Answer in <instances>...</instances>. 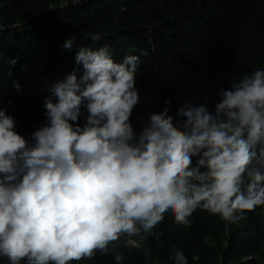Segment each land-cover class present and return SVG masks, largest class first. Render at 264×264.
I'll return each instance as SVG.
<instances>
[{"label": "clouds", "instance_id": "obj_1", "mask_svg": "<svg viewBox=\"0 0 264 264\" xmlns=\"http://www.w3.org/2000/svg\"><path fill=\"white\" fill-rule=\"evenodd\" d=\"M89 36L94 45L102 39ZM76 43L70 37L62 47ZM74 60L50 84L46 123L30 139L0 109V257L69 264L114 251L123 238L147 261L145 240L169 214L187 226L199 208L233 224L264 206V69L220 90L211 110L185 104L174 124L166 101L134 131L140 57L117 62L107 44L82 45ZM122 259L115 254V264ZM174 264H189L183 251Z\"/></svg>", "mask_w": 264, "mask_h": 264}, {"label": "trees", "instance_id": "obj_2", "mask_svg": "<svg viewBox=\"0 0 264 264\" xmlns=\"http://www.w3.org/2000/svg\"><path fill=\"white\" fill-rule=\"evenodd\" d=\"M95 33L102 39L94 45ZM70 37L77 43L64 49ZM105 44L117 62L140 57L134 131L166 101L175 124L185 104L211 110L220 90L264 69V0H0V109L14 117L18 134L30 139L46 123L50 84L72 72L79 47ZM87 114L82 108L77 123ZM189 219L185 226L163 217L145 240L147 261L143 249L123 247L121 238L114 251L69 264H115L117 253L121 264H174L177 250L189 264H264V206L233 224L199 208ZM0 264L10 262L0 257Z\"/></svg>", "mask_w": 264, "mask_h": 264}]
</instances>
